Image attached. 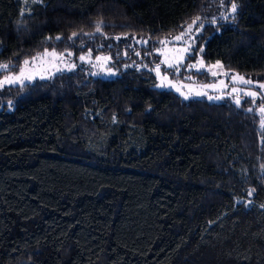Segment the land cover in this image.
<instances>
[{
  "label": "trees",
  "instance_id": "1",
  "mask_svg": "<svg viewBox=\"0 0 264 264\" xmlns=\"http://www.w3.org/2000/svg\"><path fill=\"white\" fill-rule=\"evenodd\" d=\"M234 2L0 0L11 70L47 48L120 70L0 92V264H264V98L185 100L134 66L200 17L195 56L264 81V0Z\"/></svg>",
  "mask_w": 264,
  "mask_h": 264
},
{
  "label": "rangeland",
  "instance_id": "2",
  "mask_svg": "<svg viewBox=\"0 0 264 264\" xmlns=\"http://www.w3.org/2000/svg\"><path fill=\"white\" fill-rule=\"evenodd\" d=\"M22 1H23L24 5L28 6L32 2H40L41 0H29V2H27V3H26V0H22ZM201 31H202V29L197 33L195 31V28L193 29L194 39L191 41V47L189 48V51L187 53H184V59L180 65V71L177 74V75H181L184 80L172 79L169 74H170V71L175 73V70L173 68H167V66L163 63L165 55H167L169 58H172L174 56H179L181 54L179 50L186 46V44L183 41L173 42V37L170 39H166V41H168V42L162 44L161 47L159 48V50L156 51L155 55L157 57V60H156V62L151 63L150 67L148 66V68H152L155 66V64L159 63L161 66V73L168 75L169 79L173 82V84L176 85V87H179L181 89V91H183L185 93H189V89L192 90V92L189 93V95L192 97L190 99H206V100H208L207 96H212V97L221 96L222 99H220V100L213 99V100H208V101L222 102L228 98L229 100H232L234 103H235V98H239L241 103L246 98H250L253 101L260 99L261 97L259 95L256 98H252V97H248L246 95V93L248 91H256L258 93L264 92V90L258 88V84L264 83V81H261L257 78H253V77L239 76V75L232 73L230 71H226L222 68L221 64L219 67H213L217 63L209 65V64H206V62L202 59V57L200 55L195 56L193 49H194V46L196 43V39H197L198 35L201 33ZM187 40H188V37H185V41H187ZM142 41H145V40H137L136 41L137 45H141V47H142V46L147 44V43H144ZM134 46H135V44H134ZM45 50H47L49 53H52L54 50L55 53H57L58 55H56V56L44 55ZM45 50L41 51L40 53H38L37 55L34 56V57H38V59L33 60L32 59L33 57L31 59H29L30 64L27 67H25L23 64L22 68H25V75L26 76H29V75L32 76L31 80L25 79L23 85L33 83V82L38 81V80H49L58 74L75 72L78 70H83L88 76H92V77H96V78H103V79H114V78L118 77L120 74L119 69H116V68L111 66L112 62H113L112 59L110 61L105 60V59H101V60L96 59V57H98V56L99 57H110V56L94 55L92 50H91V54H92L91 63L80 62L78 57L80 55H87V52L89 49L83 50V51H79L76 49H68V50H64V51H59V50L54 49V48H47ZM141 51L142 50L137 51L140 53V55H139L140 58L144 55ZM161 52L164 53V55H161L160 54ZM68 53H73V55L69 56V55H67ZM201 59L203 60V65H204L203 67L199 66V61ZM142 62L143 61L140 62L141 64L136 63L134 66L137 68V66L144 65V64H142ZM147 62L148 61H146L145 64H147ZM73 63L76 64V67L74 69H72L71 71H68L67 66H70ZM3 64H5V63L0 62V65H3ZM189 64H196L197 68L199 70H197L196 68L192 69L191 71L186 70V66ZM8 65H9L8 69H6V70L0 69V79H3V77L5 75L18 74L19 73L20 70L19 71H13L10 68L11 65L10 64H8ZM127 66L128 65L126 64V65H124L123 68H126ZM58 68L60 69V71H57ZM140 68H143V67H140ZM109 70L112 73H114V75L109 74ZM146 70H148V69H146ZM213 72H216L217 74L214 76V75H212ZM152 73L156 76L157 85H159L161 83L160 78L157 77L155 72H152ZM200 74H202V75H200ZM205 75L208 76L207 81L205 83H199L198 82L199 77L205 76ZM233 76H236L237 79L233 80ZM239 77H244L246 80L253 81V83L252 84H244L243 82H241L239 80ZM221 81L223 83H221ZM165 83H167V82H165ZM204 85H214L215 87L204 88V87H202ZM11 86H22V85L14 84ZM7 87H10V86H5L3 89H0V92ZM158 88H160V87H158ZM233 88L236 89L235 92L232 91ZM160 89L173 91L176 94L180 95V93L176 91L175 87H164V88H160ZM195 91H203V92H206L207 95L195 97L194 96ZM181 97H183V96H181ZM257 113L261 117V119H264V117L261 116L259 110H257ZM260 129H261V131H264V127H262L261 125H260Z\"/></svg>",
  "mask_w": 264,
  "mask_h": 264
},
{
  "label": "snow or ice",
  "instance_id": "3",
  "mask_svg": "<svg viewBox=\"0 0 264 264\" xmlns=\"http://www.w3.org/2000/svg\"><path fill=\"white\" fill-rule=\"evenodd\" d=\"M29 2V0H26V3ZM221 2V5L224 4V0H220ZM229 4H230V7L228 9V11L226 13H222L221 14V19L222 20H227L229 19V17H231L233 20L236 18V13H237V10H238V5L237 3L234 2V0H228ZM199 22V23H198ZM211 24H215L216 23V19L213 18L211 21H210ZM104 27V24H103V21H97L96 24H95V29H96V33H99L101 35H103V32H102V28ZM204 27L203 25V22L201 21V18L200 17H196L193 22L191 24H188L186 26V28L180 32V34L176 35L175 37H173V42H181L183 41L186 46L181 48L179 51H180V55L179 56H174L172 58H169L167 55H165V58H164V61L163 63L167 66V68H173L175 70V73L178 74L179 71H180V65L184 59V53H187L189 51V48L191 47V41L194 39V34H193V29L195 28V31L198 33L202 28ZM78 35L77 32H73L71 34V36L69 37V39H75ZM83 35H94V34H91V33H84ZM185 37H188V40L185 41ZM49 39H51V37H49ZM57 40H60L61 37L60 36H57L56 37ZM115 40H120L121 37L120 36H117V37H114ZM144 43H147V41H143ZM168 41H161L162 44L164 43H167ZM109 47H111V45H109ZM197 52H201L203 51L202 48H199L196 50ZM127 53H125L126 55ZM150 54V53H149ZM161 55H164V53H160ZM44 55H52V56H56L58 55L57 53H55V51L53 50L52 53H49L47 50H45V53ZM67 55L71 56L73 55V53H68ZM137 56L140 55L139 52L136 53ZM33 60H36L38 59V57H33L32 58ZM79 61L80 62H87V63H91V60H92V54H91V50L89 49L88 52H87V55H80L78 57ZM97 60H101V59H105V60H111V57H96ZM23 64L25 67H27L29 64H30V61L29 60H24L23 61ZM199 66L200 67H203V60L201 59L199 61ZM220 66V62L217 61V64L213 67H219ZM9 65L8 64H3V65H0V69H3V70H6L8 69ZM76 67V64L73 63L71 64L70 66H67V70L68 71H71L72 69H74ZM140 67H143L145 69H148L149 71L151 72H155L157 77L160 78L161 80V83L159 85H157V87H160V88H164V87H175L176 88V91L180 93L181 96L184 97L185 100H188L190 98H192L189 93L192 92L191 89H189V93H185L183 91H181V89L179 87H176L175 84H173V82L169 79L168 75L166 74H162L161 73V66L159 63L155 64L154 67L152 68H148V65L147 64H144V65H141V66H137V68L139 69ZM196 68L197 70H199L197 68V65L196 64H189L186 66V70L188 71H191L192 69ZM57 71H60V69L58 68ZM109 74L111 75H114V73H112L110 70H109ZM217 73L216 72H213L212 75H216ZM27 79V80H31L32 79V76H26L25 75V68H21L19 73L18 74H9V75H5L3 77V79H0V89H3L5 86H11V85H14V84H19V85H23L24 83V80ZM237 77L236 76H233V80H236ZM239 80L241 82H243L244 84H252L253 81L251 80H246L244 77H239ZM167 82V83H165ZM221 83H223L221 81ZM204 88H213L215 87L214 85H204L202 86ZM258 88L259 89H262L264 90V83H259L258 84ZM233 92L236 91L235 88L232 89ZM207 93L206 92H203V91H195L194 92V96L195 97H199V96H206ZM246 95L248 97H252V98H256L258 95L262 98H264V92H256V91H248L246 93ZM207 99L208 100H220L222 99L221 96H216V97H212V96H207ZM10 103V102H9ZM235 104L237 106H239L241 104V101L239 98H235ZM259 112L261 114L262 117H264V105L260 106L259 107ZM249 112L252 111L251 108L248 109ZM261 126L264 127V119H261ZM249 196L252 195V192L249 191L248 193Z\"/></svg>",
  "mask_w": 264,
  "mask_h": 264
}]
</instances>
